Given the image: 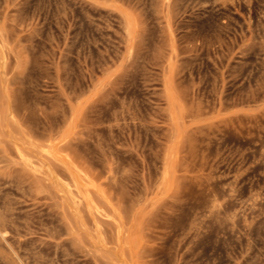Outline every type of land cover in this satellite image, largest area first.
<instances>
[{
	"label": "rangeland",
	"instance_id": "rangeland-1",
	"mask_svg": "<svg viewBox=\"0 0 264 264\" xmlns=\"http://www.w3.org/2000/svg\"><path fill=\"white\" fill-rule=\"evenodd\" d=\"M0 264H264V0H0Z\"/></svg>",
	"mask_w": 264,
	"mask_h": 264
},
{
	"label": "bare ground",
	"instance_id": "bare-ground-1",
	"mask_svg": "<svg viewBox=\"0 0 264 264\" xmlns=\"http://www.w3.org/2000/svg\"><path fill=\"white\" fill-rule=\"evenodd\" d=\"M80 200H81V199H80ZM77 201H78V200H77ZM77 201H76V202H77ZM81 201H82V200H81ZM79 202H80V201H79ZM78 204H79V203H78ZM2 218H3V217H2Z\"/></svg>",
	"mask_w": 264,
	"mask_h": 264
}]
</instances>
